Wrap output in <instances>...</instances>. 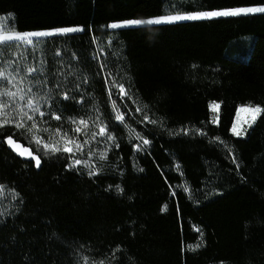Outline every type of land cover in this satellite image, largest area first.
Segmentation results:
<instances>
[{
    "label": "trees",
    "instance_id": "trees-1",
    "mask_svg": "<svg viewBox=\"0 0 264 264\" xmlns=\"http://www.w3.org/2000/svg\"><path fill=\"white\" fill-rule=\"evenodd\" d=\"M254 5L264 0H0L10 31L81 29L0 43V71L35 103L23 128L0 126V185L20 200L0 217V264H264V12L109 27ZM243 104L262 111L241 137L230 129ZM81 120L113 134L118 171L69 167L56 139Z\"/></svg>",
    "mask_w": 264,
    "mask_h": 264
},
{
    "label": "rangeland",
    "instance_id": "rangeland-1",
    "mask_svg": "<svg viewBox=\"0 0 264 264\" xmlns=\"http://www.w3.org/2000/svg\"><path fill=\"white\" fill-rule=\"evenodd\" d=\"M248 7H264V5H254V6H247L241 8H248ZM215 11H222V10H215ZM254 13H259V12H254ZM172 15H189V14H172ZM172 15H167V16H172ZM10 20H11V15L9 14L0 15V33H3L5 35H12L11 39L0 40V43L19 42V43L31 44V42L35 39L49 36V35H44V36L29 35L22 38H16L14 34L18 32H13L9 30ZM183 20H189V19H183ZM121 23L122 22H117L116 24H121ZM126 26H131V25H126ZM70 28H75V27H70ZM38 32H48L52 34L59 33V32H55L54 30L35 31L28 33H38ZM19 34H25V33H19ZM248 37L251 41L252 36H248ZM9 74L11 73H8L7 75H4L2 77V82L0 84V93L11 92V93H16V96L13 97L10 95H0V103H6L8 105L3 109L4 113H6L7 115L6 117L0 116V121H3L5 118H7L11 120L12 123H16L18 121L25 122L30 112L32 111L31 110L32 107H28L29 95L26 94L27 88L19 82L15 83L13 81V78ZM118 90H119V97L122 98L126 95L124 88L123 91H121V88L119 86ZM21 97H23V99H21ZM213 102L219 104L216 101H210L209 104L211 105ZM34 105L35 103H33L32 106ZM245 106L256 107L258 105L243 104L237 107L230 130L234 135H236L233 132V128L236 127L237 130L242 133L241 135H237V136H241V137L245 135L246 131L253 123L252 120L253 114L251 112L245 111L244 110ZM114 111L116 117L118 115L122 117V119L117 121L119 123H123L124 128L127 130L129 138L133 141H136L134 145V150L139 153L144 152L148 144V143L145 144L144 141L147 140L141 138L140 133L131 126L132 124L129 125L123 121V115H122L123 112H121V109L114 108ZM216 111L218 112V110ZM25 113L27 115H24ZM126 113L129 114L130 118H132L135 123L144 126L145 122L142 121L141 119L142 113L139 111V109L137 108L133 109L131 106L126 104ZM79 122L80 121L75 122L74 125L75 128L73 133H68L67 137L61 135L56 139L57 142H59L60 144L59 147H64V149L66 147L72 149V151L69 152L71 154L69 167L79 172L86 173L88 175L89 172H95V174H98L101 172L118 171L120 168V162L117 157V153H116L117 144L113 134L109 132L103 125L98 123V121H93L89 123L87 122V127L80 124ZM77 128H79L80 131H76ZM102 128L104 129L103 134H101ZM109 136H111L112 139H109L108 138ZM78 144L82 145V147L77 148L76 145ZM43 148L47 149L45 146H43ZM101 154H104L103 159H101ZM76 160L81 161V163L74 164V161ZM19 201L20 200L15 191L2 186V188H0V217H4L11 214L12 211L19 204ZM196 247H198V244H192L189 246L190 249H195Z\"/></svg>",
    "mask_w": 264,
    "mask_h": 264
},
{
    "label": "snow or ice",
    "instance_id": "snow-or-ice-1",
    "mask_svg": "<svg viewBox=\"0 0 264 264\" xmlns=\"http://www.w3.org/2000/svg\"><path fill=\"white\" fill-rule=\"evenodd\" d=\"M254 12H264V7H248V8H237V9H230V10H222V11H211V12H200V13H194V14H189V15H172V16H163V17H156V18H150L147 20H129V21H124L121 24H111L109 25V27L111 28H118V27H122V26H126V25H142V24H160L162 22H173V21H179V20H183V19H209V18H213V17H221V16H236V15H240V14H246V13H254ZM81 29L79 28H61V29H56L54 30L55 32H59V33H70V32H75V31H80ZM52 33H48V32H38V33H25V34H19L16 33L14 34L16 36V38H22V37H26L29 35H33V36H44V35H50ZM12 35H5L3 33H0V40H6V39H11ZM29 71H33V69H29ZM5 74L3 71H0V77H3ZM121 91H123V86H120ZM0 95H10V96H16V93H11V92H5V93H0ZM21 99H23V97H21ZM34 101H32L31 99L28 101V107H32ZM8 105L6 103H0V116H5L6 117V113H4L3 109L5 107H7ZM210 107L215 111L219 109V104L213 102ZM245 111L251 112L252 115V120L254 121L256 119V117L261 113L262 109L259 106L256 107H250V106H245L244 108ZM34 111H38V109H34ZM24 115H27L26 113ZM41 115H43V113H41ZM29 120L32 119V117H27ZM57 119H59V117H56ZM117 120L122 119L121 116H117L116 117ZM12 123L11 120L5 118L3 121H0V126L6 125ZM80 124L84 125L85 127H87V121L81 120L79 122ZM16 127L17 128H23L24 127V122L23 121H18L16 122ZM36 127L35 124H33L30 128H28V131L31 132L34 128ZM76 131H80L79 128L76 129ZM104 129H101V134H103ZM233 132L236 135H241L242 133L240 131L237 130L236 127L233 128ZM109 139H112L111 136L108 137ZM39 142V141H38ZM7 143L12 146L14 149H19L20 145L16 144L11 137L7 138ZM74 143V142H72ZM144 143H148V141H144ZM77 148L82 147V145H76ZM46 148L48 147H52L49 145H45ZM53 151H59V148H55L52 147ZM64 151L66 152H71L72 149L71 148H65ZM19 154L21 156L27 154V155H31V152L28 151L27 149L20 151ZM104 158V154H101V159ZM35 163L36 166L39 167L40 166V159L39 157H35ZM81 161L76 160L74 161V164H80ZM89 175H95V172H89ZM0 188H2V186H0Z\"/></svg>",
    "mask_w": 264,
    "mask_h": 264
},
{
    "label": "water",
    "instance_id": "water-1",
    "mask_svg": "<svg viewBox=\"0 0 264 264\" xmlns=\"http://www.w3.org/2000/svg\"><path fill=\"white\" fill-rule=\"evenodd\" d=\"M8 137H11V136H7V137H5L4 138V142L6 143V145H7V147L16 155V156H18V157H20V158H23V159H26V160H31V159H33V154H32V152L30 151V149L27 147V146H24L20 141H17V140H15L13 137H11L12 138V140L16 143V144H18V145H20V148L17 150V149H14L12 146H10L8 143H7V138ZM25 149H27L28 151H30L31 152V155H27V154H25V155H23V156H21L20 154H19V152L20 151H23V150H25Z\"/></svg>",
    "mask_w": 264,
    "mask_h": 264
}]
</instances>
